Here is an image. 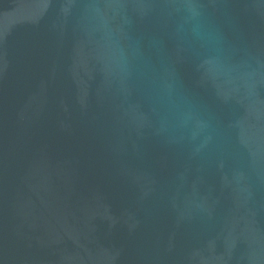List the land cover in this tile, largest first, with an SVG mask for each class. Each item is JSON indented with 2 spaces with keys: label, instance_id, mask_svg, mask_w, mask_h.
I'll return each instance as SVG.
<instances>
[{
  "label": "water",
  "instance_id": "water-1",
  "mask_svg": "<svg viewBox=\"0 0 264 264\" xmlns=\"http://www.w3.org/2000/svg\"><path fill=\"white\" fill-rule=\"evenodd\" d=\"M0 264H264V0H0Z\"/></svg>",
  "mask_w": 264,
  "mask_h": 264
}]
</instances>
